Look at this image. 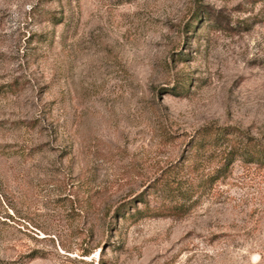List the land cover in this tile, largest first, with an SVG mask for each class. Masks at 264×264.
Listing matches in <instances>:
<instances>
[{
	"label": "rangeland",
	"instance_id": "rangeland-1",
	"mask_svg": "<svg viewBox=\"0 0 264 264\" xmlns=\"http://www.w3.org/2000/svg\"><path fill=\"white\" fill-rule=\"evenodd\" d=\"M206 127L264 145V0H0V264H264V166L168 213Z\"/></svg>",
	"mask_w": 264,
	"mask_h": 264
},
{
	"label": "trees",
	"instance_id": "trees-1",
	"mask_svg": "<svg viewBox=\"0 0 264 264\" xmlns=\"http://www.w3.org/2000/svg\"><path fill=\"white\" fill-rule=\"evenodd\" d=\"M230 135L231 133L227 132L226 129L218 127H206L196 132V136L193 141V149L195 151L203 152L211 147H218L227 144H230V151L226 154L222 167L218 169L214 176L208 179L205 184L201 183L199 185H188L184 187L176 184L177 188L175 187V189H173V193L178 194L184 202L174 208H171L168 213H175L181 217L188 214L194 208V204L196 202H192L191 204H187L186 202L191 200L193 195L200 192L202 193V190L206 186H211V184L216 181L225 178L230 172L229 167L239 158L243 159L246 163H255L260 167L264 166V145L249 144L248 142L244 143V145H240L239 143L232 142ZM171 174H173V172ZM172 182L176 181L171 175V178L168 176L166 180L161 183V186L166 188L170 194H172L171 188H174V186H172Z\"/></svg>",
	"mask_w": 264,
	"mask_h": 264
}]
</instances>
